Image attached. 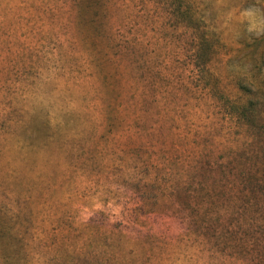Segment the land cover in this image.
I'll return each instance as SVG.
<instances>
[{
    "label": "rangeland",
    "instance_id": "374dc122",
    "mask_svg": "<svg viewBox=\"0 0 264 264\" xmlns=\"http://www.w3.org/2000/svg\"><path fill=\"white\" fill-rule=\"evenodd\" d=\"M191 2L203 19L185 31L163 18L162 0H114V32L129 48L116 84L148 91L158 78L146 67L165 65V75L182 73L181 86L202 85L184 55L205 34L217 50L209 67L223 89L244 96L234 86L240 79L264 98V0ZM57 6L0 0V264H48L51 240L77 226L85 227L79 238L72 232L83 247L99 212L126 234L144 236L148 257L126 252L125 241V264H264V135L238 133L221 100L187 115L182 91L170 101L181 108L175 122L171 109L146 136L135 124L127 137L110 131L115 124L103 125L98 82L83 66L89 39L71 38ZM165 140L153 159L152 148ZM154 160L170 163L171 178L162 176L169 185L153 211L141 213L155 195L145 177Z\"/></svg>",
    "mask_w": 264,
    "mask_h": 264
},
{
    "label": "trees",
    "instance_id": "16d2710c",
    "mask_svg": "<svg viewBox=\"0 0 264 264\" xmlns=\"http://www.w3.org/2000/svg\"><path fill=\"white\" fill-rule=\"evenodd\" d=\"M60 19L63 18L68 30L71 32V38L74 35H79L82 38L89 39L87 45L79 44L77 48L83 47L85 52L84 69H89L94 79L98 82L97 88L100 92L97 94V101L100 102L101 113L104 127L114 123L115 128L110 131L125 132V136L130 134V129L133 124L136 134L146 136L153 130L157 131L162 127L163 120L166 119L172 109L173 122L181 113V108L170 106V101L178 99V91L184 93L183 108L187 115L192 116L200 112L201 108L221 100L226 104L225 117L229 120H234L241 127L238 133L244 135H264V98L257 96L255 91L257 86L252 82H242L240 79L234 80L236 90L242 91L244 96H231L221 86L220 76L214 72L210 66L215 59L216 49L212 46V39L205 34L197 37L195 45L185 51V63L190 64L192 75L201 80L202 85L193 86L189 82L184 86L177 83L176 78L182 76V73L176 75H165L160 72L165 65H157L156 67H146L147 72L155 76L156 81L151 82L148 91L143 88H137L136 84H125L119 82L116 69L121 65L123 58L126 55L127 39L118 32H114L117 25L114 23L115 10L113 8L114 0H57ZM163 18L174 19V25L185 31L194 29L197 24V19L202 15L195 8L191 0H162ZM105 17V19H103ZM101 25L106 26L100 30ZM104 35L103 42L98 34ZM107 38L108 41L104 42ZM72 39H68L69 43ZM130 39H134L130 38ZM125 52V54H124ZM76 56H78L76 54ZM108 63H110L108 65ZM151 63V61L149 62ZM160 64V63H159ZM112 67L113 71L107 70L106 66ZM107 66V67H108ZM124 73V72H123ZM129 77L135 74L129 72ZM123 77V75H122ZM105 81H109L111 85H107ZM252 93V95H250ZM130 94V102L127 104L123 98ZM171 99V100H170ZM136 108L134 111L133 108ZM126 109L127 112H126ZM131 109L130 115L128 111ZM177 116V117H176ZM175 117V118H173ZM138 129V130H137ZM117 138V135H116ZM166 143L159 142L156 148H152V158L157 159L164 152L165 148L171 141L165 140ZM157 143V142H156ZM160 145H165L161 148ZM130 147L127 145V147ZM127 156V155H126ZM128 157V156H127ZM168 161H156L149 163L152 169H148L147 185L153 187L155 195L146 197L145 211L139 207L137 211L151 213L156 203L158 192L166 189L169 183L162 181V176L168 178L169 165ZM152 170V171H151ZM159 172V175H156ZM158 174V173H157ZM102 220L95 222L89 221L87 224L88 234L82 241L85 245L79 246L75 243L73 231L76 232L78 238L81 234L80 226L69 229L63 237L52 239L49 243L51 258L48 264H125L123 260V249L125 241L129 244L126 252L130 250L132 253H143L144 257H148L146 250L145 238L141 235H128L123 232L119 224L109 223L104 221L105 217L102 212L99 214ZM140 220V218H138ZM92 220V219H90ZM56 228L52 229L56 233ZM101 239H98L100 238ZM67 238V239H65ZM80 240V239H78ZM101 244V247H91L92 244ZM89 248V250H88ZM146 260V259H145ZM148 262V260H146Z\"/></svg>",
    "mask_w": 264,
    "mask_h": 264
}]
</instances>
